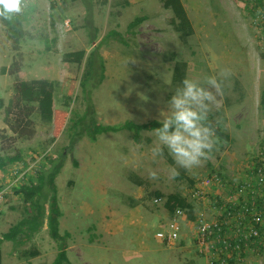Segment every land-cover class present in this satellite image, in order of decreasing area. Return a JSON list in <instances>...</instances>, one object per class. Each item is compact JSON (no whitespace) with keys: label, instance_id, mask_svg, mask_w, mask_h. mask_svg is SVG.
I'll return each mask as SVG.
<instances>
[{"label":"rangeland","instance_id":"obj_1","mask_svg":"<svg viewBox=\"0 0 264 264\" xmlns=\"http://www.w3.org/2000/svg\"><path fill=\"white\" fill-rule=\"evenodd\" d=\"M122 2L94 0L92 12L95 13L93 22L97 38L92 44L90 33L83 28L85 4L81 0H27L22 8L27 10V15L22 23L25 37L19 43V69L26 80L46 78L55 81L54 109H65L62 103L70 91L69 107L65 109L68 120L80 116L84 110L78 85L83 65L64 64L61 55L80 49L87 53L109 30L124 33L127 24L142 15L144 6H150V11L156 8L155 0H148L141 8H125L119 5ZM245 4L244 0H189L188 16L196 32L184 41L169 31L161 41L153 40L159 37L160 31L156 29L166 26L165 15L161 12L162 15L154 14L155 18L148 22L154 28H148L147 23L140 24L135 29L138 36H129L127 46L113 40L101 46L108 54L104 63L106 74L92 91L91 98L95 118L103 125L162 120L167 102L180 85L171 82L175 61L186 63L185 78L202 81L205 75H215L221 81V92L208 117L218 123L228 140L218 138L216 149L208 160L188 170L178 168L176 178L170 174V166L175 165L167 149L162 158L152 159L150 150L155 143L152 131H142L139 144L127 130L98 135L95 141L83 137L72 151L66 153L69 121L62 133L51 141V125L40 120L34 105H27L20 111L13 109L6 115L12 85L17 80L13 66L17 51L0 22V155L21 158L0 170V235L24 214V206L13 187L22 179L25 181V175L33 177L39 169L46 168L45 155L55 157L64 153L55 186L62 213L59 231L71 232V244L80 249V253L67 250L71 264H88L95 259V254L102 257L100 264L112 260L116 264H181L185 260L202 264L190 242V229L186 225L182 240L164 246L155 240L154 233L159 229L160 221L165 219L159 217L158 223L156 219L151 220L146 233L149 246L136 253L126 234L111 236V230L103 231L100 220L116 216L130 205L138 206L141 213L152 215L160 209L163 211V204L170 195L179 196L192 205L189 191L194 184H199L212 172L235 181L247 169L248 159L255 158L262 150L264 113L258 99L264 81V18L260 14L254 15ZM65 20H69L67 27L63 25ZM43 38L53 40L48 49ZM138 42L149 43L157 55L151 61L139 56L136 53ZM2 68L6 69L5 73L1 72ZM222 72L223 76L220 75ZM19 119L24 122L19 124ZM25 125L27 136L21 132ZM72 160L77 164L74 165ZM150 169L156 170L157 179H149ZM156 191L162 195V204L153 203L155 197L152 194ZM85 204L94 214H85ZM95 215L98 221H93ZM96 227L104 234L102 239L98 238ZM109 240L119 242V252L108 250L110 245L105 248L104 244ZM31 247L39 255L21 258L13 253L12 243L3 242L1 264H51L56 243L49 237L45 225L19 249ZM254 260L253 264H264V255L260 253Z\"/></svg>","mask_w":264,"mask_h":264},{"label":"trees","instance_id":"obj_2","mask_svg":"<svg viewBox=\"0 0 264 264\" xmlns=\"http://www.w3.org/2000/svg\"><path fill=\"white\" fill-rule=\"evenodd\" d=\"M85 4V16L83 28L89 32L90 43H94L96 40L95 33L97 28L93 22L92 7L94 0H81ZM161 8L170 12V19L168 24L172 30L178 33L179 38L184 41L187 37L193 35L194 30L192 24L186 14L184 6L181 0H158ZM246 6H250V10L254 15L260 14L264 18V1L263 0H244ZM118 3V2H116ZM115 3V4H116ZM251 3V4H250ZM26 4H24L25 6ZM122 7L128 5L126 0H123ZM23 6V7H24ZM22 7V8H23ZM27 10L23 9L19 13L0 15V22L6 30L12 46L16 53L17 59L13 61V66L16 69L17 80L12 85V95L6 105V115L12 112L13 109L26 107L27 105H34L36 113L43 123L51 125V141H54L65 128V124L69 121L68 136L69 143L65 147L64 151H72L75 144L83 137L95 141L98 135L104 133H115L120 130H127L131 133L132 139L135 143L141 142V132L149 131L160 126V120H149L142 123H135L132 121H124L122 124L112 126L103 125L97 122L95 118V109L92 103V91L101 84L105 77V64L100 54L101 46L110 40L116 41L124 46L128 45V37L135 33V29L147 18L146 15H140L132 19L126 26L124 33L115 29L109 30L101 39L86 53L85 50H75L65 52L61 55V61L64 64L81 66L83 70L79 78V88L84 102V110L82 114L75 118L68 120V112L65 110L69 107V94L64 97L62 103L65 109H54V85L55 81L46 78H37L26 80L24 73L20 71V59L21 53L19 52V43L21 39L25 37L23 30V22L26 20ZM264 27V21H263ZM52 39L47 40L43 38V42L46 49L49 48ZM173 56L174 53H171ZM186 63L181 61H175L172 69L171 82L180 83L185 79ZM2 73L6 72L5 68L1 69ZM258 105L264 113V81L259 93ZM2 106V100L0 98V107ZM208 121L215 129V135L217 138L223 141L228 140V135L224 133L218 123L208 117ZM24 122L19 119L18 123ZM25 125L21 130L24 135L26 131ZM27 136V134H25ZM47 161V167L41 168L37 173L31 177L25 175L26 180L22 181L13 187V191L19 196L23 206V216L11 225L6 232L0 235V246L3 242H10L13 244V253H17L21 258H34L39 255L38 251L31 247L30 249H19L22 245L30 242L35 234H37L41 228L45 225L49 237L56 243V254L51 264H71L67 257V247L70 234L68 231H59V218L61 216V210L58 204L57 190L55 186V178L60 172L64 163V153L59 156L50 157L45 155ZM21 158L18 155H0V170L10 164H14L20 161ZM72 163L77 164L72 160ZM153 197H162L161 193L154 192ZM180 207L182 209H188V217H190V211L192 205L186 202L179 196L170 195L166 198V202L163 207L171 212L174 207ZM182 245V244H181ZM264 255V248L261 251ZM0 264H1V252H0ZM181 264H196L194 260L183 261Z\"/></svg>","mask_w":264,"mask_h":264},{"label":"built area","instance_id":"obj_3","mask_svg":"<svg viewBox=\"0 0 264 264\" xmlns=\"http://www.w3.org/2000/svg\"><path fill=\"white\" fill-rule=\"evenodd\" d=\"M63 25L67 27L69 20ZM247 165L235 181L212 172L194 184L189 191L190 217L187 208L174 207L160 221L155 240L172 246L186 225L202 264H253L264 248V147ZM153 203L162 204V197Z\"/></svg>","mask_w":264,"mask_h":264},{"label":"clouds","instance_id":"obj_4","mask_svg":"<svg viewBox=\"0 0 264 264\" xmlns=\"http://www.w3.org/2000/svg\"><path fill=\"white\" fill-rule=\"evenodd\" d=\"M26 2L0 0V15L19 13ZM220 92L221 81L215 75H205L202 81L185 78L167 102L166 115L159 121L160 126L152 130L155 143L150 151L152 159L156 160L162 158L167 149L175 165L169 169L172 178L179 176L178 168L199 167L216 149L218 138L208 121V114ZM148 176L152 180L158 178L153 169L149 170Z\"/></svg>","mask_w":264,"mask_h":264},{"label":"crops","instance_id":"obj_5","mask_svg":"<svg viewBox=\"0 0 264 264\" xmlns=\"http://www.w3.org/2000/svg\"><path fill=\"white\" fill-rule=\"evenodd\" d=\"M126 1L128 2V5L125 8H129L131 6H136V7H140L141 5L144 6V3L147 2L148 0H126ZM155 1H156V8L153 7L154 10H152V11H150V9H149L150 6H144L143 8L140 7L141 11H143L142 15L147 16V18L141 24L147 23L148 28H150V29L154 28V26L148 22L152 21L155 18L154 14L159 15V13H160L162 15L161 12H163V14L165 15L163 20H165L166 26H165V28L163 27V28H157L156 29V30L160 31L159 37H156L153 40L161 41L164 37V34H166L167 31L174 34V36L176 38H178V36H179L178 33H174V31L172 30V28L168 24V21L171 17L170 12L162 9L158 0H155ZM181 2L183 3L184 9H185L186 14L188 16L189 10L187 8V3L189 2V0H181ZM155 9H157V10L155 11ZM107 11H108V9H107ZM93 14H95V13H93ZM106 15H109V12H107ZM188 18H189V16H188ZM192 26H193L194 32H196V28H195V25L193 23H192ZM130 36L132 38H135L136 36H138L137 30H135V33L133 35H130ZM135 45L137 46L136 43H135ZM100 49H101L100 54H101L103 61L105 63L108 54L106 51L102 50V48H100ZM137 50H138V52L136 51V53L139 56H142L144 58L146 57L149 61H151L153 56L157 55L152 50V46L151 47L149 46V43L148 44H142L141 42H138ZM169 60H172V58ZM105 74H106V70H105ZM139 209L140 208L138 206L130 205V207L127 206L125 208V210L122 211V213H118L116 216H113L110 218L102 217L103 220L102 221L100 220V222L103 223L102 226H104L103 231L111 230L110 233H113L111 236H116L117 234H126L128 236V241L132 247V250L136 253H138L141 250L147 249L149 246L148 235H146V233H147V228L149 226L150 221L153 219H156V223H158L159 217H163L164 219H167V217L169 216L168 210H165V208H163V211L160 209L158 212H155L152 215H150L149 213H147V214H144L143 212L141 213ZM84 211H85L86 215L94 214L93 209H91L90 207H87L86 204H85ZM61 216H62V214H61ZM94 219L95 220H93V221H98L96 215H95ZM97 223H95L96 226H97ZM91 228L94 229L95 227L93 225H91ZM98 229H99V231H98ZM123 230H125V231H123ZM95 231L97 233L98 238L102 239L104 234L100 233V228L96 227ZM69 234H70V238L68 240L67 250L73 249V250H77L80 253V249L78 247H75L74 243L71 244V232H69ZM181 238L182 237H180V239ZM108 243H110V244H108ZM117 243H119V242L109 240L104 245H105L106 249H107L108 245H110L111 248H108V250H110V251H113V249H117L119 252V248H118ZM181 249L188 250L187 247H181ZM94 256H95V259L92 261H89L90 263H88V264H96V263L100 264L101 263L102 257H100L98 254H95ZM108 264H116V263H115V261L112 260V262L108 263Z\"/></svg>","mask_w":264,"mask_h":264}]
</instances>
